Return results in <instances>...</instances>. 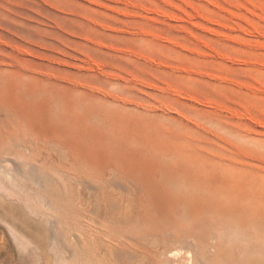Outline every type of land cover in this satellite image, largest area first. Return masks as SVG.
Returning <instances> with one entry per match:
<instances>
[{"label": "rangeland", "instance_id": "1", "mask_svg": "<svg viewBox=\"0 0 264 264\" xmlns=\"http://www.w3.org/2000/svg\"><path fill=\"white\" fill-rule=\"evenodd\" d=\"M0 264H264V0H0Z\"/></svg>", "mask_w": 264, "mask_h": 264}, {"label": "bare ground", "instance_id": "2", "mask_svg": "<svg viewBox=\"0 0 264 264\" xmlns=\"http://www.w3.org/2000/svg\"><path fill=\"white\" fill-rule=\"evenodd\" d=\"M188 237L190 236V235H187Z\"/></svg>", "mask_w": 264, "mask_h": 264}]
</instances>
